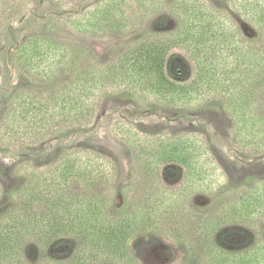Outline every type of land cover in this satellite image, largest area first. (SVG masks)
<instances>
[{
    "label": "rangeland",
    "instance_id": "rangeland-1",
    "mask_svg": "<svg viewBox=\"0 0 264 264\" xmlns=\"http://www.w3.org/2000/svg\"><path fill=\"white\" fill-rule=\"evenodd\" d=\"M12 1L17 3L20 10L18 17L11 16L10 19V25L15 28H19L23 18H27L30 13L41 15L36 27L28 32L18 33V42H28L25 37L21 38L27 33L33 40L43 41L37 46L41 50L39 55L30 53L29 63L33 68L39 66L44 72H53L43 79L41 76L25 75L24 69L18 64L10 72L0 69V87L10 86L12 89L9 94L16 97V101L26 93L28 102L38 103L41 96H50L53 91H60L64 85L74 82L79 65L88 68L90 65L116 61L138 43L164 38L181 24V18L173 14L178 0H0L1 47L6 46L5 29L9 25L2 12L8 2ZM197 1L199 6L219 12L239 34L238 38L244 43L246 50L253 51L256 56L248 54L236 57L235 54L230 57V65L233 64L226 68L227 78L220 76L219 86L218 82L205 86L204 97L173 93L170 84H174V79H170V84L165 85H160L161 82L153 83L154 89L159 87L165 91L162 94H143L139 104L117 94L126 91L124 84L111 87L98 101L86 133L78 135L75 129L70 131L74 134L63 145L66 147L65 151L62 152L59 139L52 137L31 145V170L38 172L52 169L60 163L66 151L72 154L86 150L103 156L114 164L116 178L110 186L96 187L95 190L99 194H105L112 187L116 188L113 193L116 208L122 204L120 190L132 184L130 179L133 164L137 161L133 143L143 145L139 147L142 149L157 144L154 149L156 155L171 156L174 152L199 154L202 157L199 159L200 165L205 163L203 174L197 167L188 171L179 162L156 165V187L160 191L168 189L176 197V201L168 207L171 209V205H174V220L180 224L181 230L191 233L196 231L192 229L194 214L213 212L228 218L230 226L225 230H236V233L245 231V224L248 223H242L240 218L236 220V212L239 215L241 208L238 205L241 201L252 203V190L264 187V146L258 148L255 143H250L253 132L264 124V80L263 73L258 71L259 64L264 63V22L261 21L264 0H257L261 9L254 13L253 18L236 9V0ZM102 16L104 21L117 16L121 22L117 21L113 29L100 33L75 27V22L97 23ZM29 47L35 48L33 45ZM235 49L233 47L229 55ZM14 52L15 49L11 55ZM236 58L241 63L242 72H236ZM169 70L171 74L182 75V83L187 84L196 77L197 65L188 52L175 48L168 57L166 72L169 73ZM109 90H113L115 94L107 93ZM226 90L231 91L227 93ZM29 121L34 127L35 116H30ZM33 129L29 131L32 133ZM263 135L264 133L261 134ZM176 143L183 146H175ZM12 152H17L16 147ZM40 153H45V158H39ZM142 153L145 155L147 152ZM18 185L13 161L0 156V211L9 206V194ZM83 187L76 180L69 185L70 192L74 193L80 192ZM91 192L90 188L85 191L86 194ZM133 195L134 189L129 191V196ZM160 218L165 221L162 216ZM244 218L246 222L250 220ZM161 220L157 219L155 223L158 230L151 229L139 234L134 240V249L131 251L138 264L184 262V251L174 238L176 224L166 221L160 225ZM261 227L264 236V220ZM233 241L224 245L230 251L245 246L242 245L245 241L241 238L236 240V246ZM63 243L64 246L57 251L46 253L48 260H64L77 249L79 241L72 235L64 239ZM38 256L40 252L36 248L29 254L28 262L45 264Z\"/></svg>",
    "mask_w": 264,
    "mask_h": 264
},
{
    "label": "trees",
    "instance_id": "trees-1",
    "mask_svg": "<svg viewBox=\"0 0 264 264\" xmlns=\"http://www.w3.org/2000/svg\"><path fill=\"white\" fill-rule=\"evenodd\" d=\"M256 1L236 0L235 7L240 13L253 18L254 13L261 9L259 1ZM250 2L256 3L251 5ZM8 4L2 12L9 25L5 29L6 46L0 45V69L10 72L18 64L25 75L48 78L53 72H44L39 66L33 68L29 63L30 53L39 55L41 50L37 46L43 41L33 40L27 33L21 38L29 41L24 44L18 42V33L36 27L41 15L30 13L23 18L20 27L15 28L10 25V19L11 16L18 17L20 10L15 1ZM173 14L181 18V24L171 34L138 43L108 64H94L88 68L79 65L74 82L64 85L60 91H53L50 96H41L38 103L28 102L26 93L16 101V97L9 94L10 86L0 87V101H3L0 104V156L13 161L14 175L19 182L17 189L9 194V206L0 211V264H30L29 254L36 248L40 252L38 259L45 264H138L131 251L134 240L139 234L151 229L158 230L155 223L157 219L161 220L160 216L165 220H161L160 225L166 221L176 224L174 227L178 230L175 229L174 238L185 255L182 264H264V236L261 230L264 187L252 190V203L241 201L238 205L241 208L239 215L236 212V220L240 218L242 223H248L244 232L225 230L229 228L230 221L225 215L213 212L194 214L192 229L196 231L191 233L181 230L180 224L174 220V205H171V209L168 207L176 201V197L168 189L160 191L156 187V165L179 162L188 171L197 167L203 174L205 163L200 165L199 159L202 157L199 154L174 152L171 156L156 155L154 149L157 144L142 149L139 147L143 145L133 143L137 161L133 164L132 184L120 190L122 204L116 208L113 199L116 188L112 187L105 194L95 190L96 187L110 186L116 178L114 164L103 156L86 150L72 154L66 151L60 163L52 169L31 170V145L52 137L59 139L62 152L65 151L63 145L74 134L70 131L75 129L78 135L86 133L98 101L111 87L124 84L126 91L117 94L139 104L143 94H162L165 91L159 87L154 89L153 83L165 85L174 79V84H170L173 93L204 97L205 86L211 82L216 84L221 80L220 76L227 78L226 68L233 64L230 65V57L235 54L236 57L248 54L256 56L253 51L246 50L238 38L239 34L219 12L199 6L197 0H178ZM261 14V21L264 22V10ZM99 19L101 21L92 24L78 21L75 27L100 33L113 29L117 21L121 22L117 16L109 17L106 21L104 16ZM31 45L35 48L31 49ZM233 47L236 49L229 55ZM175 48L188 52L197 65L196 77L187 84L182 83V75L171 74L170 70L166 72L170 51ZM258 71L263 73L264 80V63L259 64ZM236 72H242L237 58ZM226 91L230 93L231 90ZM107 93L115 94L113 90ZM32 115L35 116L34 127L29 121ZM31 128H34L32 133L29 131ZM262 128H257L250 138V143H255L258 148L264 146V135L261 136L264 124ZM182 144L176 143L175 146ZM14 147L16 153L12 152ZM142 151L147 153L144 155ZM38 157L45 158V153L38 154ZM74 180L82 187L84 184L78 193L69 189L70 182ZM89 188L93 192L86 194ZM133 189L134 195L129 196V191ZM244 217L250 220L246 222ZM72 235L78 238L77 249L64 260H48L46 253L63 247L64 239ZM240 238L245 241L242 244L244 247H235L236 250L230 251L224 246L233 240L236 246V240Z\"/></svg>",
    "mask_w": 264,
    "mask_h": 264
}]
</instances>
